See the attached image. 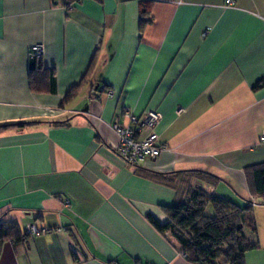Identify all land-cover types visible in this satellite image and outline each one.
<instances>
[{
  "label": "crops",
  "instance_id": "crops-1",
  "mask_svg": "<svg viewBox=\"0 0 264 264\" xmlns=\"http://www.w3.org/2000/svg\"><path fill=\"white\" fill-rule=\"evenodd\" d=\"M225 1L149 3L140 30L139 0H0V222L40 231L5 241L0 264H191L146 215L165 222L184 198L153 174L194 170L219 178L206 191L252 202L245 263L264 264V203L244 172L264 162V0ZM125 109L161 115L164 148L137 167L115 151Z\"/></svg>",
  "mask_w": 264,
  "mask_h": 264
},
{
  "label": "trees",
  "instance_id": "trees-1",
  "mask_svg": "<svg viewBox=\"0 0 264 264\" xmlns=\"http://www.w3.org/2000/svg\"><path fill=\"white\" fill-rule=\"evenodd\" d=\"M79 1L66 0V5ZM139 1L143 4L139 20V28L142 30L148 22L147 4L153 1ZM37 60L39 57L29 56V84L36 91L42 88L35 85L39 77ZM85 79L86 74L67 91L60 106L69 103L77 95ZM49 82L52 83V80L49 79ZM263 86L264 77L253 85V89ZM8 126L10 125H0V128ZM244 172L251 191L260 196L264 203V162L246 167ZM152 178L184 195L182 201L162 207L167 216L165 222H160L151 214L146 215V219L159 233H168L176 241L178 250L189 263L246 264L245 253L259 247L257 241L250 236L256 232L251 201L241 206L233 200L206 191L202 184L214 185L219 178L203 171L153 174ZM209 207L212 213L208 211ZM185 219L190 222L188 226L183 224ZM28 235L26 231L22 233L15 223L0 222V250L5 241L22 243Z\"/></svg>",
  "mask_w": 264,
  "mask_h": 264
},
{
  "label": "built area",
  "instance_id": "built-area-1",
  "mask_svg": "<svg viewBox=\"0 0 264 264\" xmlns=\"http://www.w3.org/2000/svg\"><path fill=\"white\" fill-rule=\"evenodd\" d=\"M159 1V0H149ZM227 5H232V0H226ZM44 52L42 44H35L29 50V56L40 57ZM108 97H113L114 92L108 90ZM181 109L177 111L179 114ZM125 119L122 123L120 119ZM161 115L156 110H146L140 116H136L132 111L125 109L121 116H116L111 124V129L118 138L115 151L117 156L129 166L137 167L141 163L156 159L163 150V145L159 141L156 131L160 123ZM66 205L68 202L66 201ZM40 231L34 226H27L26 233L38 234Z\"/></svg>",
  "mask_w": 264,
  "mask_h": 264
},
{
  "label": "rangeland",
  "instance_id": "rangeland-1",
  "mask_svg": "<svg viewBox=\"0 0 264 264\" xmlns=\"http://www.w3.org/2000/svg\"><path fill=\"white\" fill-rule=\"evenodd\" d=\"M208 211L210 212V213H212V209L209 207L208 208ZM190 222L188 221V220H184V222H183V224H185V226H188V224H189Z\"/></svg>",
  "mask_w": 264,
  "mask_h": 264
}]
</instances>
